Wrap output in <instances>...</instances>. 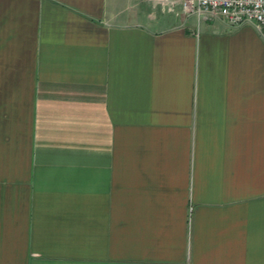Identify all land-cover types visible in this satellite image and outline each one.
<instances>
[{
	"label": "crops",
	"instance_id": "1",
	"mask_svg": "<svg viewBox=\"0 0 264 264\" xmlns=\"http://www.w3.org/2000/svg\"><path fill=\"white\" fill-rule=\"evenodd\" d=\"M147 0H0V264H264V30Z\"/></svg>",
	"mask_w": 264,
	"mask_h": 264
},
{
	"label": "built area",
	"instance_id": "2",
	"mask_svg": "<svg viewBox=\"0 0 264 264\" xmlns=\"http://www.w3.org/2000/svg\"><path fill=\"white\" fill-rule=\"evenodd\" d=\"M160 5L162 11L196 16L200 20L224 19L236 26L244 23L264 30V0H147Z\"/></svg>",
	"mask_w": 264,
	"mask_h": 264
}]
</instances>
